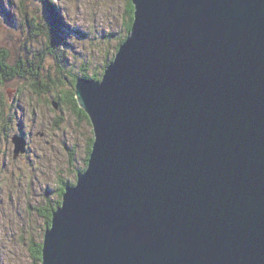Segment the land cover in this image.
Returning a JSON list of instances; mask_svg holds the SVG:
<instances>
[{
    "label": "water",
    "instance_id": "water-1",
    "mask_svg": "<svg viewBox=\"0 0 264 264\" xmlns=\"http://www.w3.org/2000/svg\"><path fill=\"white\" fill-rule=\"evenodd\" d=\"M132 4L42 264H264V0Z\"/></svg>",
    "mask_w": 264,
    "mask_h": 264
},
{
    "label": "rangeland",
    "instance_id": "rangeland-1",
    "mask_svg": "<svg viewBox=\"0 0 264 264\" xmlns=\"http://www.w3.org/2000/svg\"><path fill=\"white\" fill-rule=\"evenodd\" d=\"M129 3L0 0V264H36L59 189L76 184L94 132L68 97L78 104L79 80L103 82L131 37ZM20 135L25 152L16 151Z\"/></svg>",
    "mask_w": 264,
    "mask_h": 264
},
{
    "label": "trees",
    "instance_id": "trees-1",
    "mask_svg": "<svg viewBox=\"0 0 264 264\" xmlns=\"http://www.w3.org/2000/svg\"><path fill=\"white\" fill-rule=\"evenodd\" d=\"M133 4H132V2H131V0H130V3L128 4V11H127V13H132V11H133V6H132ZM5 16H6V14H5ZM7 18V17H6ZM6 18H5V20L4 21H6V24H8L7 22L9 21V19H8V21L6 20ZM58 19L60 18V16L59 17H57ZM133 13H132V17H131V23H133ZM10 22V21H9ZM12 25L14 24L13 22H10ZM10 24V25H11ZM30 26V25H29ZM132 26V25H131ZM131 26H128V31L131 29ZM52 29L53 30H55V28H51V31H52ZM49 30H50V28H49ZM56 30H57V27H56ZM29 32V31H28ZM61 32V31H60ZM59 32V33H60ZM30 33V32H29ZM51 35H54V34H52L51 33ZM52 40H54L53 41V43L55 42L56 43V37H55V35L53 36V39ZM53 43H52V45H53ZM50 49H52L53 50V48H52V46H50ZM2 53V51H0V54ZM85 76H87V75H85ZM88 77V76H87ZM77 78V77H76ZM91 79H94V78H91ZM19 80H22L21 78L19 79ZM37 87V86H36ZM68 100L72 103V107L74 108V111L75 110H77L76 112H78L79 114H81V115H83L84 114V111L81 109V107L77 104V102L75 101V100H73L71 97H68ZM83 113V114H82ZM79 117H80V115H78ZM81 121V120H80ZM93 143H94V139L92 138L91 140H90V142L88 143V144H86V147H85V154L88 156L87 158H84L83 160H84V165H83V168H80V169H78V171H77V174L79 175V174H81V173H83V172H85L86 171V169H87V166H88V163H89V158H90V155H91V152H92V148L91 147H93ZM73 151V150H72ZM84 169V170H83ZM63 183H61V185H62ZM68 185H72L71 183L69 184V183H67V182H65L63 185H62V187H60V192H61V194H62V196H63V194H64V191H65V187L66 186H68ZM63 198V197H62ZM54 203V202H53ZM61 203H62V200H58L56 203H54L55 204V206L53 207L52 206V204H50V206H52L51 208H52V210L49 212L50 214H48V218H47V220L48 221H46V224H47V226H46V230L47 229H49L50 228V226H51V223H52V218H53V213H54V210H56L60 205H61ZM38 249V250H37ZM42 245L40 244V245H34V255H33V257H34V261L36 262V264H42ZM40 250V251H39ZM39 252H41V253H39Z\"/></svg>",
    "mask_w": 264,
    "mask_h": 264
},
{
    "label": "flooded vegetation",
    "instance_id": "flooded-vegetation-1",
    "mask_svg": "<svg viewBox=\"0 0 264 264\" xmlns=\"http://www.w3.org/2000/svg\"><path fill=\"white\" fill-rule=\"evenodd\" d=\"M6 24V23H5ZM4 24V25H5ZM7 25V24H6ZM8 25H10V23H8ZM12 25V24H11ZM49 51H52V49H50L49 48ZM22 80H24V79H22ZM20 107H22V105L20 104ZM19 107V108H20ZM18 108V109H19ZM76 113V116H77V118L79 119V120H81V121H85L86 123H87V121L90 123V121H89V118H88V116L84 113V115H81V114H79L78 112H75ZM78 115H80V117L78 116ZM20 118V117H19ZM92 125V124H91ZM5 131V130H4ZM5 133H6V131H5ZM24 137H26L27 135L25 134V133H23L22 134ZM93 138V137H92ZM94 138H95V136H94ZM93 138V139H94ZM69 149V151H72L73 150V148H68ZM88 157V156H87ZM86 157V158H87ZM60 200H62V197L60 198ZM50 214V213H49Z\"/></svg>",
    "mask_w": 264,
    "mask_h": 264
},
{
    "label": "bare ground",
    "instance_id": "bare-ground-1",
    "mask_svg": "<svg viewBox=\"0 0 264 264\" xmlns=\"http://www.w3.org/2000/svg\"><path fill=\"white\" fill-rule=\"evenodd\" d=\"M97 81H98V80H97ZM75 90H76V89H75ZM90 121H91V119H90ZM91 124H92V122H91ZM92 127H93L94 136H95V128H94V125H93V124H92ZM20 136H21V135H20ZM24 138H25V141H26L27 138H29V137H24ZM95 138H96V137H95ZM95 138H94V139H95ZM29 139H30V138H29ZM91 148H92V147H91ZM89 160H90V158H89ZM82 166H83V165H82ZM87 168H88V166H87ZM83 170H84V169H83ZM60 193H61V192H60ZM54 211H55V210H54ZM54 213H55V212H54ZM54 213H53V219H54ZM47 216H48V215H47ZM53 219H52V224H51V226H53ZM51 226H50V227H51ZM45 237H46V233H45ZM44 239H45V238H44ZM43 247H44V241H43V243H42V250H43ZM37 250H38V249H37ZM40 250H41V249H40ZM40 250H39V251H40ZM42 250H41V251H42ZM6 252H7V251H6ZM11 253H12V252H11ZM39 253H41V252H39ZM41 254H42V257H43V251H42Z\"/></svg>",
    "mask_w": 264,
    "mask_h": 264
}]
</instances>
